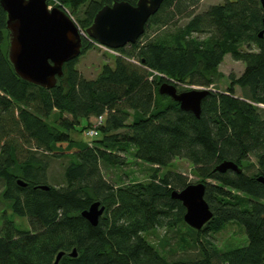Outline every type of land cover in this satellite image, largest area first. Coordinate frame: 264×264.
<instances>
[{"label":"trees","instance_id":"obj_1","mask_svg":"<svg viewBox=\"0 0 264 264\" xmlns=\"http://www.w3.org/2000/svg\"><path fill=\"white\" fill-rule=\"evenodd\" d=\"M114 1L138 2L49 0V5L58 2L76 15L84 32ZM202 1H165L140 40L116 50L114 65L87 79L77 69L78 57L65 64L53 89L16 74L7 13L0 5V180L10 211L0 215V264H54L61 252L59 264H264V183L259 181L264 178V37H259L264 8L261 0H226L195 13ZM95 47L83 38L81 55ZM227 55L243 62L245 70L229 76L226 91H211L201 118L159 92L165 82L179 92L186 85L216 88ZM100 116L104 124L91 144L72 136L82 121L87 126L80 132ZM62 158L69 159L65 184L56 187L47 172L51 160ZM176 159L188 160L196 183L206 184L214 217L200 231L185 223L184 206L171 196L193 184L169 169ZM223 161L236 163L242 173L215 171ZM135 162L149 166L147 178L126 173ZM113 171H122L115 185L107 179ZM97 201L106 210L94 227L82 212ZM11 216L26 218L28 226ZM232 222L245 227L248 243L221 249L214 235ZM160 228L181 234L179 250L197 253L169 258L176 249L167 250L164 243L160 250L147 239ZM74 249L77 257L70 256Z\"/></svg>","mask_w":264,"mask_h":264},{"label":"water","instance_id":"obj_2","mask_svg":"<svg viewBox=\"0 0 264 264\" xmlns=\"http://www.w3.org/2000/svg\"><path fill=\"white\" fill-rule=\"evenodd\" d=\"M168 0H138L136 5L126 1H114L104 6L95 16L93 24L84 32L76 21L63 9L49 8L48 0H0L7 13V29L10 32L9 59L16 74L23 80L45 89H53L64 75L66 63L80 57L83 38L111 49H121L136 44L145 34L150 18ZM264 8V0H261ZM263 30L259 37H264ZM212 89H192L179 92L175 84L165 82L160 86L162 95L171 97L180 104V109L201 118L202 104ZM215 171L242 173L239 165L223 161ZM264 183V178H259ZM22 186H25L19 180ZM49 190L46 185L39 186ZM206 184L193 183L171 196L185 208L184 221L194 230L200 231L214 217L205 199ZM106 207L97 201L82 216L94 227L98 226ZM65 253L57 255L54 264H59ZM74 249L71 257H77Z\"/></svg>","mask_w":264,"mask_h":264},{"label":"rangeland","instance_id":"obj_3","mask_svg":"<svg viewBox=\"0 0 264 264\" xmlns=\"http://www.w3.org/2000/svg\"><path fill=\"white\" fill-rule=\"evenodd\" d=\"M226 0H203L200 5L194 10L195 13H201L205 11L208 7L212 5L217 4H224ZM58 2L54 5H49L48 0V6L49 8H61L69 16H71L75 21V18H78L76 15L73 17V15L70 14V12L67 9H64L60 6H58ZM84 9V7H83ZM181 17H177L175 21L177 23H184V20H181ZM181 20V21H180ZM180 21V22H179ZM77 22V21H76ZM115 55L109 52H106L104 49L100 47H95L86 52L85 54L81 55L78 59L77 69L82 72L85 78L87 79H95L99 76L102 67L106 64L114 65L115 61ZM245 70V64L243 62L235 61L231 55H227L223 61V63L220 65V71L223 73L224 77L220 79L218 82L216 88H210L214 91H226L228 86L231 84L229 76L231 74H235L236 76H240ZM187 89L186 91L192 90V89H202L205 87L198 86V85H186L184 87ZM237 94L241 95L239 88H237ZM66 117H69L66 115ZM70 118V117H69ZM57 120V115L54 114L50 118V124L52 126H55V123ZM96 118H93L92 124H95ZM87 126L86 120L82 121V124L80 127H78V131H73L72 136L76 140H82L87 141L88 143L92 142L89 140L85 135L84 132H80L84 127ZM134 165H129L126 167L125 171L126 173L132 175L131 177L139 180H143L147 178L149 175V166L146 164H143L141 162H135ZM69 164L68 158H62V159H53L50 161L49 169H48V183L50 185L59 187L65 184V168ZM170 170H175L184 176H186L189 180V182L196 183L198 182V177L195 175L194 167L193 165L186 159H176L172 166L169 168ZM167 169H164L162 172L165 173ZM117 172V173H116ZM111 172L107 176V179L110 181L112 185H115L118 183L119 179L118 177L122 174V171H116ZM129 179H126L128 181ZM4 191V186L2 181L0 180V215L3 210L8 209L7 202L2 198V194ZM8 215H10V211L8 209ZM12 219H14L17 224H24L28 226V220L26 218H21L19 216H11ZM226 229L222 232L214 235V242L219 246L221 249H224L226 245L228 246L226 249L230 248H236L241 245H246L248 243L247 234L245 231V227L241 225L239 222H232L226 225ZM181 233L185 234L187 230L184 227L180 228ZM180 238L181 234L179 232L177 233L176 230L168 231L166 229H157L156 231H153L151 234L147 235V239L160 248L162 250V244L168 243L167 250H169L171 247L173 249H176L175 254L168 253L167 256L171 259H177L179 257L184 256L186 257H192L197 253L196 250H193V248H189L185 251L179 250L180 247Z\"/></svg>","mask_w":264,"mask_h":264},{"label":"built area","instance_id":"obj_4","mask_svg":"<svg viewBox=\"0 0 264 264\" xmlns=\"http://www.w3.org/2000/svg\"><path fill=\"white\" fill-rule=\"evenodd\" d=\"M94 43H95V45H96L97 47H100V48L104 49L106 52L112 53V54H114V55H119V53H118L115 49L108 48V47L103 46V45H101V44H99V43H96V42H94ZM104 119H105L104 116H100V117L96 118V122H95V124H93V126H92L90 129H86V130L84 131V135H85L89 140L93 141L95 138L98 137V135H99L98 128H99L101 125L104 124ZM89 144H91V142H90Z\"/></svg>","mask_w":264,"mask_h":264},{"label":"crops","instance_id":"obj_5","mask_svg":"<svg viewBox=\"0 0 264 264\" xmlns=\"http://www.w3.org/2000/svg\"><path fill=\"white\" fill-rule=\"evenodd\" d=\"M93 118L91 119V122H92Z\"/></svg>","mask_w":264,"mask_h":264}]
</instances>
